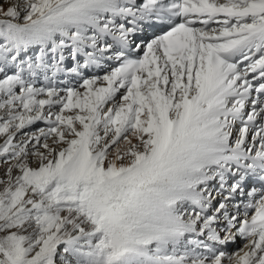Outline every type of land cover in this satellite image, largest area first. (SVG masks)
Listing matches in <instances>:
<instances>
[{
    "label": "snow or ice",
    "instance_id": "6c2138e0",
    "mask_svg": "<svg viewBox=\"0 0 264 264\" xmlns=\"http://www.w3.org/2000/svg\"><path fill=\"white\" fill-rule=\"evenodd\" d=\"M0 264H264V0H0Z\"/></svg>",
    "mask_w": 264,
    "mask_h": 264
},
{
    "label": "bare ground",
    "instance_id": "6f19581e",
    "mask_svg": "<svg viewBox=\"0 0 264 264\" xmlns=\"http://www.w3.org/2000/svg\"><path fill=\"white\" fill-rule=\"evenodd\" d=\"M241 246L242 245L240 243L238 244V241H237L235 244H230L229 245V250L231 251V250L236 249V248H239Z\"/></svg>",
    "mask_w": 264,
    "mask_h": 264
}]
</instances>
